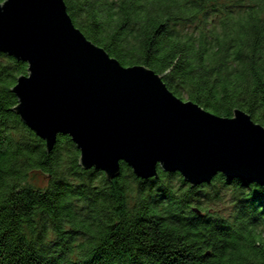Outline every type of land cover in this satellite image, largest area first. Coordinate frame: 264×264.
Listing matches in <instances>:
<instances>
[{
	"label": "trees",
	"instance_id": "1",
	"mask_svg": "<svg viewBox=\"0 0 264 264\" xmlns=\"http://www.w3.org/2000/svg\"><path fill=\"white\" fill-rule=\"evenodd\" d=\"M4 0H0L3 3ZM72 24L121 66L217 117L264 126V0H63ZM27 64L0 53V264H264V184L177 172L108 180L58 135L43 142L13 112ZM33 171L44 189L27 185ZM229 199V217L210 204Z\"/></svg>",
	"mask_w": 264,
	"mask_h": 264
},
{
	"label": "water",
	"instance_id": "2",
	"mask_svg": "<svg viewBox=\"0 0 264 264\" xmlns=\"http://www.w3.org/2000/svg\"><path fill=\"white\" fill-rule=\"evenodd\" d=\"M0 53L27 64L13 112L50 152L58 135L84 170L108 180L125 163L139 179L162 172L192 187L228 180L264 184V126L236 109L217 117L167 90L148 67H124L74 24L63 0L0 3Z\"/></svg>",
	"mask_w": 264,
	"mask_h": 264
},
{
	"label": "rangeland",
	"instance_id": "3",
	"mask_svg": "<svg viewBox=\"0 0 264 264\" xmlns=\"http://www.w3.org/2000/svg\"><path fill=\"white\" fill-rule=\"evenodd\" d=\"M48 177L43 176L38 171H33L28 175L27 185L32 188L44 189L47 185ZM229 199L223 200L221 203L210 204V212L222 217H229L232 211V205L229 204Z\"/></svg>",
	"mask_w": 264,
	"mask_h": 264
}]
</instances>
